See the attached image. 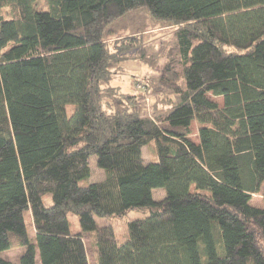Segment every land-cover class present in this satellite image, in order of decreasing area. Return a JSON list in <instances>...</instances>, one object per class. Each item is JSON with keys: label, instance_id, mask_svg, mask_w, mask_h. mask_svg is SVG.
I'll use <instances>...</instances> for the list:
<instances>
[{"label": "trees", "instance_id": "16d2710c", "mask_svg": "<svg viewBox=\"0 0 264 264\" xmlns=\"http://www.w3.org/2000/svg\"><path fill=\"white\" fill-rule=\"evenodd\" d=\"M138 9L174 45L108 43ZM127 61L158 71L140 93ZM263 186L264 0H0V254L90 264L92 235L93 264H264Z\"/></svg>", "mask_w": 264, "mask_h": 264}, {"label": "rangeland", "instance_id": "374dc122", "mask_svg": "<svg viewBox=\"0 0 264 264\" xmlns=\"http://www.w3.org/2000/svg\"><path fill=\"white\" fill-rule=\"evenodd\" d=\"M39 7L44 6V0H36ZM4 17H7L6 11H2ZM109 28L113 30L110 35L107 37L108 43L118 42L121 38L130 37V36H140L142 44H144L147 53L153 52H164V50L170 48L174 42V30L173 26H169L162 22L154 20L146 11V9H138L131 11L124 15L122 18L116 20L112 23ZM150 55V54H149ZM123 69L128 73L125 76L119 78L115 81L114 86L119 88V91L122 93L128 94H137L140 93V90L136 89V83L142 85L147 78H156L158 71L150 69L146 66H143L135 62H125L121 65ZM163 66V61L159 63V70ZM148 100L146 101V107L149 108L151 104L156 102V99L147 94ZM219 102V101H218ZM220 104V102H219ZM192 131V140H197V126L195 124L191 127ZM149 147L143 149L142 157L145 163H153L157 161V156L155 154L154 147L152 144H148ZM91 177L88 183L99 182L103 179V173L95 167V158H92L91 164ZM261 193L264 194V186L262 187ZM164 196V191H155L154 197L158 200ZM47 201V200H45ZM250 205L256 208H261L263 206V197L253 196ZM148 216V212L142 211H131L128 212L121 219H112L111 221L96 219V224L98 227H103L108 224L116 225L118 230L122 232V222H128L130 220L143 219ZM84 244L88 255V260L90 264L94 263L95 253L93 248V237L92 235H86L84 237ZM22 249H15L8 252H3L0 254L2 259L8 260L14 264L18 263V260L22 254Z\"/></svg>", "mask_w": 264, "mask_h": 264}]
</instances>
